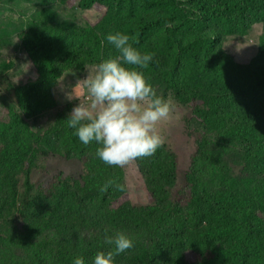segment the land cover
I'll return each instance as SVG.
<instances>
[{
    "label": "trees",
    "instance_id": "obj_1",
    "mask_svg": "<svg viewBox=\"0 0 264 264\" xmlns=\"http://www.w3.org/2000/svg\"><path fill=\"white\" fill-rule=\"evenodd\" d=\"M68 1L83 10L104 7L107 15L79 27L57 23L52 9L39 10L19 34L35 69L26 83L7 77L14 63L0 55L2 91L7 99L13 93L26 114L16 120L0 116V250L13 238L3 234L10 228L22 234L14 239L26 248L19 264H73L77 257L94 264L98 252L115 253L105 243L107 230L108 236L123 232L133 241L114 255V264H264V218L255 197L227 184L241 173L255 178L264 196V33L247 64L237 58L238 42L264 25V0ZM117 32L142 54H154L138 70L157 96L191 106L185 124L197 133L181 186L179 156L167 142L154 155L136 159L148 204L115 205L128 190L124 169L103 163L96 156L99 145H84L68 127L79 98L59 106L65 75L120 55L106 39ZM53 108L46 126L32 130L27 119ZM234 143L240 148L235 170H229L221 158ZM50 154L81 161L82 175L37 184L33 169ZM109 180L123 190L113 185L101 191ZM1 261L8 264L7 256Z\"/></svg>",
    "mask_w": 264,
    "mask_h": 264
},
{
    "label": "rangeland",
    "instance_id": "obj_2",
    "mask_svg": "<svg viewBox=\"0 0 264 264\" xmlns=\"http://www.w3.org/2000/svg\"><path fill=\"white\" fill-rule=\"evenodd\" d=\"M0 6V55L9 58L14 63V68L7 77H11L16 83L20 84L34 78L35 69L22 47L19 34L28 27L29 22L36 16L39 10L43 8L52 9L58 14L57 23L70 22L79 27L96 25L107 15V10L104 7L94 6L92 9L83 10L78 6L77 2H65V0H50L47 3H41L38 0L18 1L13 4L0 0ZM263 33L264 25H260L254 28L243 41L238 42L237 58L240 62L248 63L245 60L250 59L254 55V46ZM93 68L90 67L85 73H68L64 76L63 82L60 83L59 90L57 91L59 106L77 98L81 100V103L90 106L91 103L87 104L88 96L85 94L87 86L84 84L83 79L86 78L87 73ZM0 81H2L1 77ZM12 94L7 99L0 83V116L6 120H16L19 115L23 119L26 114L19 110L18 106L14 103V96ZM165 101H171L173 106L172 111L167 118L157 122L156 132L163 137L164 141L179 156L178 185L181 186L185 183V172L190 166L191 159L196 151L197 133L190 132L185 124L186 117L191 113V106L177 102L172 97L167 98ZM56 111L57 109L53 108L47 112L40 113L37 117L28 118L27 123L32 130L38 131L46 126L50 121V117H53ZM239 148L240 146L236 147L234 143L226 153H222L223 157L221 159L229 170H235ZM32 151L33 148H28V153H32ZM37 163V167L33 169V180L37 184H44L46 186H49L51 181L58 175L79 178L83 173V163L81 161L68 160L61 155H45ZM123 169L128 190L115 201V205L128 200L137 204L151 203L141 177V169L138 162L134 160L123 167ZM227 184L231 187L234 186L233 189H236L240 193H252L259 210V216L264 218V196L262 190L257 188L255 178H246L241 173H238L229 179ZM3 234H5L6 239L10 235L13 238L7 240L5 247L0 250V264H2L1 259L5 256L8 258V264H19L21 255L25 253L26 248L14 238H18L22 234L10 228H7Z\"/></svg>",
    "mask_w": 264,
    "mask_h": 264
},
{
    "label": "clouds",
    "instance_id": "obj_3",
    "mask_svg": "<svg viewBox=\"0 0 264 264\" xmlns=\"http://www.w3.org/2000/svg\"><path fill=\"white\" fill-rule=\"evenodd\" d=\"M106 39L120 55L104 60L87 73L83 82L91 104L79 103L66 120L84 145H99L96 156L103 163L123 168L137 158L154 155L163 146L156 124L169 116L173 106L157 96L138 70L147 68L154 54H142L129 43L131 38L120 32L110 33ZM113 185L123 190L115 180L107 181L100 190L107 191ZM105 243L114 245L115 253L98 252L94 264H114V255L133 247V241L123 232L108 236L106 230ZM73 264H84V260L77 257Z\"/></svg>",
    "mask_w": 264,
    "mask_h": 264
}]
</instances>
